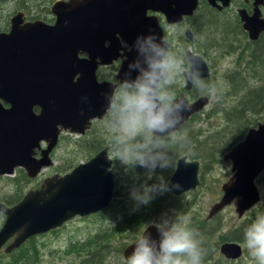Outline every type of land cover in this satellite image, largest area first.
<instances>
[{
    "label": "water",
    "instance_id": "1",
    "mask_svg": "<svg viewBox=\"0 0 264 264\" xmlns=\"http://www.w3.org/2000/svg\"><path fill=\"white\" fill-rule=\"evenodd\" d=\"M195 3V0H56L50 7L55 16L52 25L40 21L25 27L15 24L9 35L0 37V45L8 42L15 46L0 52V99L10 105L5 109L0 106V176H8L20 168L28 179L37 176L52 165L49 154L60 131L79 135L90 119H100L109 108L113 86L96 83L94 76L95 57L108 51L97 47L101 37L118 34L127 43L129 51L124 53L115 77L118 81L135 79L146 67L143 57L138 55L140 44L154 34V43L168 46L158 21L151 15L145 16V9L161 11L170 23L180 21L182 14L189 15ZM78 53L87 57L81 59ZM185 55L191 65L186 75L194 79L197 71H201L202 78L208 77L200 55V60L188 51ZM191 84L189 81L184 89ZM177 97L189 107L183 113L181 126L208 104L207 96L201 95L191 103L182 94ZM32 106L37 113L34 114ZM243 137L221 157L223 162H229L232 175L221 184L219 200L211 205L206 219L228 205L233 206L238 218L260 201L255 180L264 168V118L255 127L247 128ZM40 142L46 144L43 149ZM108 159L103 148L68 173L45 177L38 188L28 190L14 205L8 207L0 201V211L4 213L0 250L8 254L23 241L56 230L72 217L82 218L105 209L114 192L112 173L106 171L110 167ZM175 164L167 180L179 182L182 190L170 194L177 196L196 189L199 163L182 156ZM148 231L158 239L154 228ZM135 241L122 249V258L131 254ZM218 247L223 259H240V243L227 240Z\"/></svg>",
    "mask_w": 264,
    "mask_h": 264
},
{
    "label": "clouds",
    "instance_id": "2",
    "mask_svg": "<svg viewBox=\"0 0 264 264\" xmlns=\"http://www.w3.org/2000/svg\"><path fill=\"white\" fill-rule=\"evenodd\" d=\"M154 39V34L149 35L138 48V55L143 57L146 67L135 79L113 83L115 103L110 102L107 112L110 116L107 126L112 136L108 172L119 162L125 170L145 169L150 179L156 169L171 168L172 148L183 149L190 141L186 132L179 131L183 113L189 107L170 87L178 82L186 87L190 81L202 94L214 92L202 78L201 71H197L194 79L186 75L191 65L185 67L184 59H177L166 47L154 43ZM196 58L200 60L198 54ZM181 190L179 182L161 176L156 183L149 185L145 182L134 188L131 197L138 205H148L157 193ZM3 215L0 211V216ZM107 223L114 229L113 222L107 219ZM191 225V216L178 212L159 222L145 223L131 254L123 258V264H203V241L198 230ZM149 228L156 230L158 239L152 237ZM244 246L257 264H264V214L258 215L245 229Z\"/></svg>",
    "mask_w": 264,
    "mask_h": 264
},
{
    "label": "rangeland",
    "instance_id": "3",
    "mask_svg": "<svg viewBox=\"0 0 264 264\" xmlns=\"http://www.w3.org/2000/svg\"><path fill=\"white\" fill-rule=\"evenodd\" d=\"M49 1L51 0H40V2L42 3H47ZM8 9L9 7L6 6L4 10ZM10 9H13L12 5L10 6ZM213 28L214 27L211 24L202 22L199 30L200 32L198 34L199 41H205L208 43V45L213 44L212 42L218 41V37L214 33H212L214 31ZM172 30L173 29L171 28L168 30L170 32L169 35L173 33ZM211 30L212 32H210ZM176 40H178V38ZM205 54L208 55V57H212L213 61L216 62L215 67L210 68L207 80H205V82L214 89V92L204 93L208 97V104L196 114V117H194L192 121L190 120L189 122H187L188 124L186 126V129H184L182 133L186 132L187 136L189 135L188 137L191 138L197 137L210 140L205 144H201L198 150L201 151V153L209 154L211 152L210 149L214 147L218 148L219 145L223 142L224 137L228 136L232 132L234 133L235 130L239 128V126L237 125H239V123L241 122L238 117V111H235L233 113L234 115L229 118L227 127L224 124L222 116L225 115V113H223L224 108H228L227 111L229 112L232 110L230 108V104H233L235 102V98H232L233 95L238 96V99L236 101H248L249 95L248 92L245 93V91L248 90V87H256L259 81H254L253 79H249V81L248 79L239 80L236 76L232 81H227V78H225L224 74V67L226 66L224 65L223 60H219L220 54L210 50H207ZM253 65L254 69L251 71V73L257 76H264V49L256 56ZM176 85L177 87H180L179 83H176ZM236 87L239 89H237ZM172 88L173 87H170L171 91ZM173 91L175 92V89ZM195 91L197 93L198 90L195 88ZM242 93H244L245 95L239 97V95H242ZM250 100L248 104H250ZM248 113L249 114L246 115L245 119L254 118L257 120V122H261L264 118V114L260 115L259 113L258 116H256L250 112ZM258 117L262 118L259 120L257 119ZM108 119H110V116L109 118H105L101 123L97 124L95 126V131L91 130L89 136H95L94 144L100 145V148L106 146L108 149V155H110L109 145L107 143V139L109 138L110 134L107 126ZM217 132H219L217 135H220L221 133L223 134L220 136L214 135L213 137H211V135ZM77 137L78 136L74 134H67V136L63 135V137L60 138V142L57 143L52 153L50 154L52 165L50 167H45L37 176L31 179V183L27 184V186L25 187V193L28 190H33V188H38L45 177H51L56 174H59L60 176L66 174L71 168L75 167L77 164L90 157L89 155H91L92 152H90L89 149L86 148V146L90 147L93 142L90 143L89 140H81V138L78 139ZM213 141L215 142L213 143ZM194 145L195 144L190 141V143L185 148L191 147L189 150H192V148L196 147ZM191 152L194 155L197 153L196 149ZM172 153L173 152H170V155ZM217 154V152H214V161H212L210 169H207L202 173L199 172L198 169L197 175L199 176V182L197 188L194 190H189V192L182 194L183 196H181L178 202H175V200H171L170 202L171 206H175L178 203L183 206L174 208V212H177L178 210H184L185 208V214L191 216V226L195 229L197 228L195 225H198L197 221L201 222L203 218L205 219V216L207 215V212H209L208 210L211 205L220 197L221 184L228 176L232 175L230 173L229 162H223L221 160V157L224 153H222L221 157H218ZM194 161H197V163H199L200 168V164H202L201 160L200 162L196 159ZM135 169H137V171H134ZM135 169L125 170L121 167L119 162H117L116 167L111 171L113 174V178L115 179L113 187V190L115 192L113 193L112 198L105 209L99 211L98 213L96 212L93 215L83 216L82 218L72 217L69 221L59 226L56 230H49L47 231V233L35 235L33 237V245L37 249L38 253V260L36 264H78V261L73 259V255L70 258L63 255L64 250L68 247L69 244H71L72 242H81L84 239L94 236L97 232L99 233L101 231L107 230V228H111L108 226L107 219L116 224L118 222V219H121V217H124L125 215H130L132 211H141L142 204L138 205L136 201L132 199L131 192L134 188H139L140 184L142 183L147 182L149 185H151L150 179L154 178L152 180L154 181L155 179H160L161 176L164 178V175L166 174L168 169L163 171L160 169H156L155 174L150 179L146 175L145 169L138 167ZM16 170L17 169H15L13 173L8 176H0L1 197L6 198L11 194L13 188L12 185L8 183L9 181H7V179L8 177H13ZM259 180V182L261 183L255 182V185H257L256 187L262 200V198L264 199V175ZM167 211L171 213V215L174 213L170 208H168ZM247 216L248 213H245L243 216L237 218L234 213L233 206L231 205L226 206V208L223 209V211L219 214L217 213L214 221L207 224L208 226L212 227H215L217 223L219 224L217 226L218 230L217 232H215V236L209 239V248L207 246L205 247V244H207L208 241L207 237H205L204 235L201 236L203 241L202 247L205 250V254L208 253L209 250H212L213 242L217 234L226 235L229 230L238 226L239 223H241V220H243ZM2 220L3 216H0V224ZM210 229L211 228H205L204 232L208 233ZM129 236L125 237L124 235L119 234L114 236V239L111 240L110 243H108L112 247L114 252L109 254L105 262L106 264H123V258L121 252L119 253V249H124L130 243L128 238ZM242 246L243 251L240 259L234 262L232 260L228 261V263L226 264H257V262L250 256L248 249L244 246L243 243ZM218 248L216 255H213V259L217 258V254L219 255ZM0 259L3 261L6 260V258L3 257H0ZM26 263L31 264L30 261Z\"/></svg>",
    "mask_w": 264,
    "mask_h": 264
},
{
    "label": "flooded vegetation",
    "instance_id": "4",
    "mask_svg": "<svg viewBox=\"0 0 264 264\" xmlns=\"http://www.w3.org/2000/svg\"><path fill=\"white\" fill-rule=\"evenodd\" d=\"M53 1L56 0H51L47 3H42L40 2V0L2 1L0 4V37H2L3 35H9L15 24L19 27H25L26 24L40 21L43 25H52L55 20L54 14H52L50 11V7ZM195 1V8L191 10V13L189 15L182 14L181 19L178 22L173 21L167 23V20L161 11L153 12L150 9L146 8L144 14L145 16L151 15L156 18V20L158 21L157 24L161 29L164 42L168 44L167 49L172 54L175 53L174 56H176L177 59H184L185 67L189 65L185 52L188 51L191 55L198 54L207 67L209 75L210 68H214L216 65V62L213 61V58L208 57V55L205 54L207 50H210L220 54L219 60H223L224 65L226 66L224 67V74L225 78H227V81H232L235 76L238 77L239 80L252 78L250 76L255 75L251 73V71L254 69L253 62L256 59V56L264 49V0ZM11 5L13 6V9H10ZM6 6L9 7L8 10H4ZM202 22L211 24L214 27V31L212 32L211 30L210 32L214 33L218 37V41H211L213 44L209 45L205 41H199L198 34L200 32L199 30ZM170 28L173 29V33H171V35H169L170 32L168 31ZM101 38L102 39H99L98 41L97 47H102V49L104 48V51H108H106V55L100 54L101 56L99 55L95 57V82H105L113 86V95L115 87L113 83L114 81H118L115 77V74L117 73V71H119L118 67L121 61L125 58L124 53L129 51V46L126 42L121 40L118 34L112 36L106 35L105 37L103 36ZM177 38L178 40H176ZM13 48H15V46L12 43H3L2 45H0V52L9 51V49ZM77 55L81 59L87 57L85 54L78 53ZM204 80H207V77L204 78ZM171 87H173L172 91L175 89V93L177 96L182 94L190 103L193 102L197 97L205 95L200 91H197L196 93L195 87L192 84L188 89H184V86L182 84H180V87H177L176 84L172 85ZM111 103H115L113 96H111ZM0 106L5 109L10 105L9 103L4 102L2 101V99H0ZM31 109L34 114L38 112L37 108L34 106H32ZM108 109L100 119H90L89 124H87L86 128L83 129V132L79 135H76L78 136V139L81 138V140L86 139V141L89 140L90 143L93 142L90 147L86 146V148H88L89 151L92 152L91 155H89L90 157L82 162H86L91 158V156H93L103 148L106 149L108 155L107 147L103 146L100 148V145L94 144L95 136H92L93 138L89 136L91 130L95 131V126L97 124L101 123L105 118H109V116H107ZM189 118L187 120H189ZM80 126L81 125H78L77 127ZM67 134L71 133H69L68 131H60V133L58 134L57 143L60 142V138H62L63 135L67 136ZM111 139L112 136L110 133L109 138L107 139L109 147V141ZM45 146V142L39 143L40 149H43V147ZM38 155L39 153L35 152V157H38ZM182 156H184L188 160L185 155H178L176 159ZM176 159L174 161V165H176ZM134 171H137V169H135ZM114 192H112V195ZM256 205L253 206V208H255ZM240 245L242 246V243H240ZM241 248L243 251V246Z\"/></svg>",
    "mask_w": 264,
    "mask_h": 264
},
{
    "label": "trees",
    "instance_id": "5",
    "mask_svg": "<svg viewBox=\"0 0 264 264\" xmlns=\"http://www.w3.org/2000/svg\"><path fill=\"white\" fill-rule=\"evenodd\" d=\"M2 1H5V0H0V4ZM251 77L252 78L250 79H253L254 81H259V83L258 85L254 84V85H257L256 86L257 88L248 87V90L245 91V93L248 92L249 100L251 98L250 104H248L249 100L246 102L243 100L236 101L238 99V96L233 95L232 98H235V102L233 104L232 103L230 104V108L232 110L230 112L227 111L228 108H224L223 110V113H225V115H222V116H223L224 124L226 126L229 121V118L232 115H234L233 113L235 111H238V114H239L238 117L241 121L239 125H237L239 126V128L236 129L234 133L232 132L228 136L224 137L223 142L219 145L218 148H215V147L211 148L210 149L211 152L209 154L201 153V151H198V150L201 144L203 143L205 144L210 140L203 139V138H197V137H194V138L188 137L189 141H192V143L195 144L194 146L196 147L192 148V150H189L191 147L189 148L187 147L183 149L181 148L179 149L178 147L177 148L174 147L175 149L172 148L171 152L173 153L171 154V156H172L173 166H174V161L178 155H185L187 158L192 159V160L196 159L199 162L201 160L202 164H200L199 172L201 173L205 172L207 169H210L212 161H214L213 159L214 152H217L218 157L219 156L221 157L224 151H229V149L232 146H234L237 141L244 138L243 136L247 128L251 126L252 127L256 126V124L258 123L256 119L254 118L245 119V117L246 115L249 114L248 112L256 116H258L259 113L260 115L264 114V76L252 75ZM245 79L247 80L248 78H245ZM243 95L245 94L242 93V95H239V97ZM194 117H196V114H194L193 117H190L189 120H187L186 123H184L180 127L179 131L181 133L184 129H186V126L188 124L187 122H189L190 120L192 121ZM261 118L262 117H258L257 119L260 120ZM218 133L219 132L214 133L213 135H211V137H213L214 135L216 136ZM222 134L223 133H221L220 135ZM220 135H217V136H220ZM214 142L215 141H213V143ZM194 149H196L197 151L195 155L191 152ZM173 166L169 168L166 174L164 175L165 180L169 177V174L172 171ZM263 175H264V170L261 171L260 176H258L255 182H259L260 181L259 179H261ZM153 179H150V182H151L150 184H153L159 180V179H155L154 181H152ZM7 181H9L8 183L12 185V188H13L12 192L6 198L5 197L3 198L0 196V201L4 205L9 206L12 204L14 205L21 199L22 194L25 193V187L27 186V184L31 183L32 180L28 179L25 176L22 169H17L14 173V176L11 178L8 177ZM181 196L183 195L180 194L177 197H175L169 193H160V195L159 193H157L154 195V198L149 202L148 205H142L141 211L139 212L132 211L130 215H125L124 217H121V219H118V222L115 224L114 229L107 228V230L101 231L99 233L97 232L95 233L94 236L84 239L81 242H77V243L72 242L64 250L63 255L69 258L73 255V259L78 261V264H106L105 262L109 254L114 252L112 247L108 244L110 243L111 240L114 239V236L122 234L125 237H127L130 235L128 238L131 243L132 240L137 239L136 237L143 230L145 223L149 221L159 222L164 218H170L172 215L171 213L167 211L168 208L172 209L174 212L175 211L174 208H177L178 206L183 207L180 203H178L175 206L174 205L171 206V203H170L171 200L172 201L175 200V202H178ZM184 210H178L177 212L186 213ZM247 213H248V216L244 218L243 220H241V223H239L238 226L229 230L226 235L217 234L213 242L212 250H209L208 253H206L204 256L203 264H219V263L226 264L228 263V261H230V260L225 261V259L220 257L218 254L216 258L217 260L213 259V255H216L218 244H221L222 242H225L227 240H230L231 242H236L238 244L244 243L245 229L248 227L249 224L253 222V220L256 219L258 215L264 214V199L262 198L261 200V197H260V201L256 205V207L255 208L252 207L251 210ZM216 215L217 214H215L214 217L211 219L203 218L201 222L197 221L198 225H195L197 227L196 230H198V232L200 233V236L204 235L205 237H207L208 241H207V244H205V247L207 246L208 248L210 246L209 239L215 236V232H217L218 230L217 226L219 224L217 223L215 227L208 226L207 224L213 222ZM205 228H211V229L208 233H206L204 232ZM33 237L23 241V243L16 250L15 249L11 250V252L8 254H4L2 251H0V257L6 258L5 261L0 259V264H27L26 262L28 261H30L31 264H36L38 260V253H37V249L33 245L34 243ZM121 251L122 249L120 248L119 253Z\"/></svg>",
    "mask_w": 264,
    "mask_h": 264
},
{
    "label": "bare ground",
    "instance_id": "6",
    "mask_svg": "<svg viewBox=\"0 0 264 264\" xmlns=\"http://www.w3.org/2000/svg\"><path fill=\"white\" fill-rule=\"evenodd\" d=\"M204 96H207V95H204ZM208 98V97H207ZM197 99V98H196ZM207 103H208V101H207ZM201 113V112H200Z\"/></svg>",
    "mask_w": 264,
    "mask_h": 264
}]
</instances>
